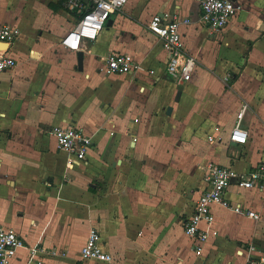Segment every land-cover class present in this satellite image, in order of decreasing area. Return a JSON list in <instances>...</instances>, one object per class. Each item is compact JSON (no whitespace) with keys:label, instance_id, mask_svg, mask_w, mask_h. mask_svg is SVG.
<instances>
[{"label":"crops","instance_id":"0c3cea01","mask_svg":"<svg viewBox=\"0 0 264 264\" xmlns=\"http://www.w3.org/2000/svg\"><path fill=\"white\" fill-rule=\"evenodd\" d=\"M26 1L0 0V25L20 30L9 49L16 64L0 72V225L25 242L7 264H245L264 256V189L227 188L231 204L260 218L213 204L218 233L200 255L183 229L206 163L244 171L264 158V0H233L239 8L218 31L199 21L198 0H154L143 19L128 4L81 44L82 69L78 50L60 40L88 0H78L81 8ZM156 13L190 19L179 27L196 58L188 81L165 71L167 53L148 29ZM113 51L140 70L108 73L103 59ZM238 113L244 144L228 141ZM55 125L90 137L83 161L66 165L50 133ZM210 134L221 139L208 141ZM92 227L110 263L81 260ZM54 248L59 254L45 252Z\"/></svg>","mask_w":264,"mask_h":264},{"label":"built area","instance_id":"2783aa9c","mask_svg":"<svg viewBox=\"0 0 264 264\" xmlns=\"http://www.w3.org/2000/svg\"><path fill=\"white\" fill-rule=\"evenodd\" d=\"M127 0H88V5L77 19L74 27L60 40V43L71 51L80 49L84 41H94L107 24L111 14L120 10ZM200 7L199 21L210 30L218 31L227 21L236 14L239 6L233 0H198ZM69 7L81 8L78 0H68ZM190 22L189 18H180L168 13L154 14L148 22V29L156 35L167 53L165 71L173 81L183 82L191 78L196 65V58L186 51L179 27ZM20 30L16 25L4 23L0 25V72L12 69L15 58L9 54L12 43L18 38ZM108 73L126 74L140 70V65L130 56L120 51L109 53L104 59ZM152 73V70L148 71ZM242 113H238L234 126L228 134L231 143L244 144L247 141V131L240 126ZM220 131L219 127H215ZM50 133L56 140L59 150L68 155L66 165L72 167L85 159L90 137L84 131L73 125H55ZM221 137L207 135L208 141H219ZM202 187L199 189L191 215L184 220L183 229L187 236L193 240V251L200 255L203 245L210 235H217L213 227L214 215L211 209L213 204L234 209L246 216L258 220L257 211L231 204L226 196V190L231 184L239 188L248 189L257 187L264 189V158L252 167L238 171L232 166H225L208 162L204 166ZM25 247L23 237L12 227L0 225V264H7L16 257L19 249ZM254 249L253 245L249 246ZM30 253L42 251L40 247H30ZM50 255L59 254L58 249L45 250ZM82 261L94 259L110 263L112 255L101 246V237L92 227L88 230L84 244L80 249ZM38 264H42L39 262ZM245 264H264V256H247Z\"/></svg>","mask_w":264,"mask_h":264},{"label":"rangeland","instance_id":"374dc122","mask_svg":"<svg viewBox=\"0 0 264 264\" xmlns=\"http://www.w3.org/2000/svg\"><path fill=\"white\" fill-rule=\"evenodd\" d=\"M27 5L29 2H27L26 0H24ZM154 0H127L126 1V5L124 4V6L126 7L128 4H132L134 5V7H137L138 8V11L140 13V16L142 17V19L144 17H147L148 15V12H150L152 10V7H151V3L153 2ZM39 6V4H38ZM193 76V75H192ZM162 132H168V128H165V131H162Z\"/></svg>","mask_w":264,"mask_h":264},{"label":"water","instance_id":"95a60500","mask_svg":"<svg viewBox=\"0 0 264 264\" xmlns=\"http://www.w3.org/2000/svg\"><path fill=\"white\" fill-rule=\"evenodd\" d=\"M82 61H83V51L78 50L77 51V67L79 69H82ZM178 95H179V91L177 92L176 98H178ZM170 111H171V107H168L166 112L170 113Z\"/></svg>","mask_w":264,"mask_h":264}]
</instances>
